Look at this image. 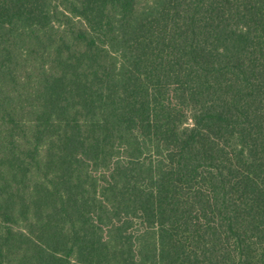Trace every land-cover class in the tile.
Returning a JSON list of instances; mask_svg holds the SVG:
<instances>
[{
  "label": "trees",
  "instance_id": "1",
  "mask_svg": "<svg viewBox=\"0 0 264 264\" xmlns=\"http://www.w3.org/2000/svg\"><path fill=\"white\" fill-rule=\"evenodd\" d=\"M0 264H264V0H0Z\"/></svg>",
  "mask_w": 264,
  "mask_h": 264
}]
</instances>
